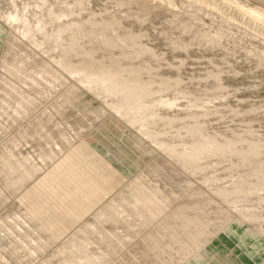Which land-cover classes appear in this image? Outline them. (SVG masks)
Returning a JSON list of instances; mask_svg holds the SVG:
<instances>
[{
	"label": "bare ground",
	"instance_id": "1",
	"mask_svg": "<svg viewBox=\"0 0 264 264\" xmlns=\"http://www.w3.org/2000/svg\"><path fill=\"white\" fill-rule=\"evenodd\" d=\"M5 1L7 11L0 7L7 49L0 59V264H250L236 242L264 250V128L259 124L264 104L248 109L229 104L240 89L226 81L239 72L228 59L232 49L224 46L229 54L221 61L208 58L205 75L196 80L203 91L188 89L183 77L192 50L215 49L222 41V32L192 33L186 16L203 22L205 16L220 29L226 24L228 34L244 30L239 21L224 16L216 4L186 3L184 11L170 10V23L180 33L164 35L172 53L185 54L174 56V63L148 43L147 32L126 24H143L148 12L134 15L123 8L97 14L86 0ZM225 4L261 25L246 32L259 42L254 48L262 67L264 13L238 0ZM87 93L101 107L86 110L87 126L76 130L68 113ZM110 115L134 131L133 151L153 159L143 167L136 164L137 173L129 177L108 172L106 158L93 162L92 169L105 174L109 184L102 196L110 200L91 214L92 221L66 236L52 233L32 213L1 215L18 197L35 192L33 186L47 175L62 182L56 198L73 196L87 211L86 193L74 175L64 174L71 168L56 166ZM227 117L235 126L218 131L214 121ZM122 178L127 183L121 189Z\"/></svg>",
	"mask_w": 264,
	"mask_h": 264
},
{
	"label": "rangeland",
	"instance_id": "2",
	"mask_svg": "<svg viewBox=\"0 0 264 264\" xmlns=\"http://www.w3.org/2000/svg\"><path fill=\"white\" fill-rule=\"evenodd\" d=\"M224 1L225 0H86L87 4L89 5V10L97 14H113V12L116 13L117 9L123 10V8L124 12L129 10L128 13L130 12V14H134V12L136 14L138 12V14L136 15H142L143 13L145 14L146 12H148L149 16L147 15L148 18L145 19V22L148 23L144 22L143 25L135 23V21L133 20H129L126 24L130 25V27L135 29V31L137 32H147L146 34L148 36V43L152 47H155V49H157L158 51L166 52L168 54L166 58L174 63L177 62V59L175 60V57H181V55L182 57H185V54H182L180 52L172 53L168 44L169 42H167V34L170 33L172 34V36H177L180 33L179 30L174 29L175 26L173 25V23H170L173 20V16L171 14L174 11H184V5H186V3L194 5L204 4L205 7L209 6H206L205 3L216 4V9L219 7L220 9L222 8L221 13L225 12L224 16H226L227 18L236 22L239 21L244 30L233 28L232 31H230V34H228L229 29L226 24H223L222 21L219 22H221V25L223 24V31L217 26L213 27V25L216 24L211 23L210 19L206 18L205 16H203L205 18H203L204 22L201 20H194L190 15L186 16L187 22L191 20L189 21V23L190 25L192 24L191 26H194L192 27V33H197V29L204 31L210 29L209 32L211 31L212 33L213 31L212 34L222 32V35L224 34L225 37L224 38L221 35L222 41L219 43L220 46H216L215 49L196 47L195 50H192L190 52L187 60L188 65H186L185 67L186 70L185 68L183 70V77L186 79V82L188 81V85L186 87L191 91H194L195 93H200L201 90L203 91L202 86L197 84V81H199V78L205 75L204 73H206V67H208V65L205 66L204 63H208V58H215L216 61H221L224 56H227L229 53L223 48L224 46L226 48H229V50L232 49L233 54L231 55V57L229 56L228 59L231 61L232 70L239 72V74L235 76L234 74H231L232 77H230L226 81L228 85L234 86V88H237L238 90L240 89L236 93V99L231 97L228 100L229 104L231 106L233 105L232 107L235 108L240 105L244 109H248L251 106L259 107L264 104V65L260 67L258 65L259 58L256 57L255 48L260 47V45L258 46L259 42L255 39L250 38V35L246 32V29L249 30L251 28H254V26L261 27V25L256 23V21L250 15H247L246 12L239 10L237 7L233 6L232 8H227L226 6H228V4L222 5ZM238 2L251 10H257L264 13V0H238ZM137 6H139V8ZM187 6L190 7L191 5ZM0 7L2 8V11H7L8 6L5 0H0ZM170 10L172 11V13ZM1 25L3 26V24ZM0 29H3V27H0ZM259 29L261 32H263L261 28ZM5 32L6 31L4 30V33L2 31L0 33V59L3 56L4 52L7 50L5 44ZM165 33L166 35H164ZM185 39L191 40L190 36L185 37ZM169 71L170 70H165L164 72L173 75L175 74L174 72ZM190 80L191 82L193 80L194 81L191 83ZM256 85H258L257 88L254 87ZM80 102L81 103L77 102L76 107L71 108L68 113V121L72 123L76 130L79 129L81 125L87 126L88 122L84 120V117H82L83 115H85V113L88 114L86 110H89V112H91L101 107L100 100H98L93 96V94L90 93L84 94ZM254 117L255 116H251L249 118L254 119ZM260 118L262 121L259 124L262 128H264V116ZM231 122L232 118H222L214 121V127L218 131H225L227 130V128L235 126L233 122V125L231 124ZM262 131H264V129ZM85 135V142L81 146L79 145L76 150L70 152L69 155H66L62 159V161H60L61 165L59 164V166H56V169L60 171L62 168L61 166L71 168L72 171L70 173L68 172L64 174L66 175V177L74 175L76 178L73 182L76 185L80 186L82 193H86L88 197V200L86 202L88 206H86L88 208L87 211L84 212V208L74 200L75 198L73 196H68V198L60 196L59 199L56 198L58 196L55 195L60 193V191L62 190V182H60L59 179L54 180L53 176L47 175L46 181H39L38 184L33 186V191L35 192H30L28 195H25L26 197H18L17 202L14 203L13 206H10L7 210H4L1 215L6 217L8 215H13L14 213H17L19 211L22 214L32 213L36 216L41 225L50 226L52 233L58 232L62 233V235L69 236L78 227H81L82 224H88L89 221H92L91 214L95 210H98L99 205L110 200V197L106 201V197L102 196L105 195L104 192L106 191H104V189H106L109 184L107 183V180H104L105 174L102 171L97 170V168L92 169L95 166L93 162L97 161L99 158H106L105 160H110V163L107 166L108 172L113 173V175H118V173H115V171H119L126 177H129L137 173L138 167L145 166L148 160L151 161V159H153L152 156L142 157L137 151H133L135 147L134 131H128L125 126L118 125L117 118L112 115L106 117L102 120V122L96 124L94 128L89 129L85 133ZM136 164H138V167H136ZM104 172L106 173V170H104ZM122 180L123 182H117L118 187L120 186L121 189L123 185L127 183V180L123 178ZM80 214L82 215L81 219L75 220V217ZM69 220H73V222L69 223ZM236 248L240 251L239 253L245 255L248 261H251L250 264H264V250L255 248L253 242L243 241L240 243V240H237ZM46 256L48 255L46 254ZM51 256L52 252H50V257Z\"/></svg>",
	"mask_w": 264,
	"mask_h": 264
}]
</instances>
